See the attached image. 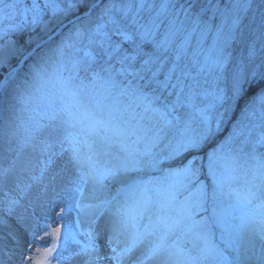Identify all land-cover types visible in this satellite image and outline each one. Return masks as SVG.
<instances>
[{"label": "snow or ice", "instance_id": "1", "mask_svg": "<svg viewBox=\"0 0 264 264\" xmlns=\"http://www.w3.org/2000/svg\"><path fill=\"white\" fill-rule=\"evenodd\" d=\"M57 202L89 227L29 231ZM5 228L0 264H264V0H0Z\"/></svg>", "mask_w": 264, "mask_h": 264}, {"label": "bare ground", "instance_id": "2", "mask_svg": "<svg viewBox=\"0 0 264 264\" xmlns=\"http://www.w3.org/2000/svg\"><path fill=\"white\" fill-rule=\"evenodd\" d=\"M23 204H28V198H26L24 201H22ZM63 204L60 202H57L56 204H48L43 209H37L36 210V217L38 218V223L34 221L31 217L28 219L27 223L30 225L29 231H35L37 234L41 235L43 233V224L47 223L48 221H53L55 219V222L58 221H64L66 223L68 222H75L79 219L80 220V226L81 227H89V217L85 216L83 214L77 215V212L75 210L65 212L63 214L62 219H56L55 213L59 211V207H62ZM18 211H23V209H19ZM153 211H155L153 209ZM29 213H31V209H29ZM9 223L12 225L13 228H18L19 226L16 224L15 220L10 218ZM100 224H103V219L99 222ZM9 229H3L0 231V245H5L7 248L12 249L16 247V241L12 239L11 236H8ZM20 236L18 237L22 244L27 242H32L29 239V235L24 231V229H19ZM103 240V239H102ZM104 241V240H103ZM102 244V243H101ZM17 252H19V249H17ZM17 258L14 262H9V264H16ZM55 263H57L55 261ZM73 264H76V262H73Z\"/></svg>", "mask_w": 264, "mask_h": 264}, {"label": "rangeland", "instance_id": "3", "mask_svg": "<svg viewBox=\"0 0 264 264\" xmlns=\"http://www.w3.org/2000/svg\"><path fill=\"white\" fill-rule=\"evenodd\" d=\"M79 15V13L73 15V14H69L67 17L62 18L63 22L58 24L57 27H55L54 30L49 31L46 35H44V40L46 41V43L44 44V49L48 50V49H54L56 47V45L61 41V39L69 32V30L72 28V22H74L76 20V16ZM48 17H45V19H47ZM4 24L9 23V21H4ZM39 29L36 30L37 33H39ZM25 35H28L27 33ZM14 40H19L20 42H23L24 37H18L15 34L11 37ZM53 59H55V57L53 56ZM13 65H15L16 61L13 60L12 61ZM32 63V60H28L27 62H25V65L22 69V72H26L28 70V64ZM222 140V138L220 139ZM26 180V178H25ZM201 180L204 181V183L207 185V192H208V201L206 204V208L207 211L205 213H202L201 215L204 216H208L209 217V221L211 223V208H212V199H211V194H212V189L208 186V183L206 181L205 178H201ZM223 199V198H222ZM229 203H231V201L229 200H224V205L227 206ZM200 217L198 216L197 219H199ZM53 221H48L47 223H52ZM44 225V224H43ZM56 225H68L71 226L73 228L76 227V223L75 222H64V221H58L55 223H52V226L55 227ZM81 230H86L88 227H81L79 225ZM43 228V226H42ZM46 229L43 228V231H45ZM213 232L216 234V237L219 236V230L216 229L215 227H213ZM43 234V233H42ZM41 234V235H42ZM81 237H78V239H80ZM50 242V241H49ZM100 243H104V241L101 239ZM34 246L35 242H33ZM185 247L191 248L192 245L190 243H186ZM17 263L19 264V259H17ZM53 264H57L55 263V261H53Z\"/></svg>", "mask_w": 264, "mask_h": 264}, {"label": "trees", "instance_id": "4", "mask_svg": "<svg viewBox=\"0 0 264 264\" xmlns=\"http://www.w3.org/2000/svg\"><path fill=\"white\" fill-rule=\"evenodd\" d=\"M30 2V0H29ZM244 101L241 102V105L238 106L230 115V117L228 118L227 122L223 125V131H221L218 136H217V140H220L221 138L224 139V137H226L228 135V133L231 130L232 124H234L236 122L237 119L240 118V110L241 107L243 106ZM209 147H211V145H209ZM206 164V161H205ZM200 178H205L208 186L212 189V181L210 178L207 177V170L206 168L203 170V174L201 175Z\"/></svg>", "mask_w": 264, "mask_h": 264}]
</instances>
